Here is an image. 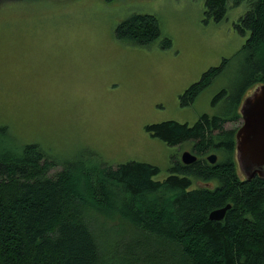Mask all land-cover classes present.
I'll use <instances>...</instances> for the list:
<instances>
[{
  "label": "trees",
  "instance_id": "trees-1",
  "mask_svg": "<svg viewBox=\"0 0 264 264\" xmlns=\"http://www.w3.org/2000/svg\"><path fill=\"white\" fill-rule=\"evenodd\" d=\"M137 12L114 27V39L167 49L159 18ZM229 14L243 39L232 60L239 54L246 63L240 89L264 86V0H204L207 20L220 23ZM228 63L186 89L180 106L192 105ZM238 106L221 104L192 126L146 125L151 138L177 150L189 145L197 157L184 164L171 155L162 180L158 166L111 165L91 150L62 163L38 144H18L0 125V264H264V178L243 177L234 132L224 130L240 120ZM228 204L222 220L209 219Z\"/></svg>",
  "mask_w": 264,
  "mask_h": 264
},
{
  "label": "rangeland",
  "instance_id": "rangeland-1",
  "mask_svg": "<svg viewBox=\"0 0 264 264\" xmlns=\"http://www.w3.org/2000/svg\"><path fill=\"white\" fill-rule=\"evenodd\" d=\"M136 12L159 18L167 49L114 39V27ZM233 21L232 14L207 20L204 0H0V125L18 144H38L62 163L91 150L111 165L158 166L162 180L171 155L192 148L168 147L145 126H192L221 104L237 107L250 89L238 82L244 59L232 61L243 44ZM223 59L230 63L181 107L179 96ZM221 90L225 96L213 104Z\"/></svg>",
  "mask_w": 264,
  "mask_h": 264
},
{
  "label": "water",
  "instance_id": "water-1",
  "mask_svg": "<svg viewBox=\"0 0 264 264\" xmlns=\"http://www.w3.org/2000/svg\"><path fill=\"white\" fill-rule=\"evenodd\" d=\"M243 126L236 133V160L239 169L251 178L255 175L264 178V171L260 168L264 165V86L256 88L255 92L248 97L241 109ZM197 157L188 151L181 154V161L184 164H191ZM210 164L217 160L216 155L207 157ZM245 164V166H243ZM230 205L213 210L209 213L211 221L222 220L230 209Z\"/></svg>",
  "mask_w": 264,
  "mask_h": 264
},
{
  "label": "flooded vegetation",
  "instance_id": "flooded-vegetation-1",
  "mask_svg": "<svg viewBox=\"0 0 264 264\" xmlns=\"http://www.w3.org/2000/svg\"><path fill=\"white\" fill-rule=\"evenodd\" d=\"M256 88H258V87H254V88H252L251 90H248V91H247L246 96H245L244 98L241 99V101H240V103H239V106H238V108H237V111H238V113L240 114L241 124H240L239 127H236V129H233V132H234V140H235V147H236V145H237V141H236V133H237V131L243 126V116H242V114H241V109H242V107H243V104H244L245 100H246L248 97H250V96L255 92ZM240 120L234 121V119H233V120H230L229 122H239ZM191 153H193V151H191ZM193 154H194V153H193ZM207 157H208V156H207ZM260 169H261L262 171H264V165H263ZM243 177H244L247 181H251V180H253V179H255V178H259V176H257V175H255V176H253V177L251 178V174H250V173H248L247 175L243 174Z\"/></svg>",
  "mask_w": 264,
  "mask_h": 264
}]
</instances>
